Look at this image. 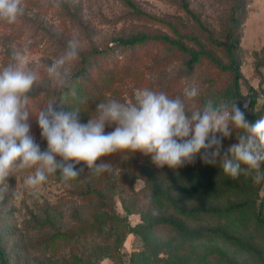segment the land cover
<instances>
[{"label": "trees", "instance_id": "trees-1", "mask_svg": "<svg viewBox=\"0 0 264 264\" xmlns=\"http://www.w3.org/2000/svg\"><path fill=\"white\" fill-rule=\"evenodd\" d=\"M123 1L139 15L143 14L133 1ZM181 2L191 20L188 26L180 19L152 17L166 26L165 32L133 33L115 39L104 48L90 46L79 55V62L71 74L76 96L72 97L71 91L62 87L54 91L31 92L27 122L32 121L48 102L62 100L69 107L80 109V122L87 123L89 117L96 115L98 103L120 97L119 89L106 96L107 87L115 81V73L118 71L121 77L135 78L137 55L159 49L164 56L161 63L174 60L185 78L203 73L205 88L194 99V109L203 107L207 99L236 101L237 106L245 111L247 120L254 123L264 115V89L247 85L240 70L242 27L250 0H228L215 29L205 24L186 0ZM259 55L260 59L257 58ZM263 67L264 47L256 54L255 70L259 76ZM67 105L62 109L65 112L70 111ZM216 136L221 139L223 156L228 150L224 145L229 138L221 137L220 133ZM126 153L132 159L128 164L119 165L115 158H102L109 168L99 175H92L82 163L77 165V169L84 167L85 171L75 180L65 183L60 173H56L62 183L64 197L90 205L92 211L73 221L75 224L69 231L45 241L46 251L55 255L62 245V252L69 247L63 254L66 264H95L91 258L81 256L80 248L101 242L113 248L112 258L119 264H184L182 259L195 251L197 243L211 240L245 256L246 263L264 264V182L256 184L245 175L231 179L218 165L203 163L199 155L194 163L177 169L158 168L152 163L151 156L139 152L113 155ZM138 181L144 182L141 193L134 189ZM124 189L132 194L133 209L141 215V222L135 225L128 221L127 215L120 216L117 211L116 197ZM179 190L205 192L207 196L200 195L188 204L178 197ZM124 209L127 214L134 213L127 206ZM202 218L229 220L230 223L213 228L194 227L193 224ZM236 219L241 222H233ZM242 224L247 228L246 233L236 229ZM128 235L142 238L145 247L121 257L117 250ZM153 238H168L170 246L165 257H160L162 251L152 247L157 241ZM0 264H9L1 236Z\"/></svg>", "mask_w": 264, "mask_h": 264}, {"label": "rangeland", "instance_id": "rangeland-1", "mask_svg": "<svg viewBox=\"0 0 264 264\" xmlns=\"http://www.w3.org/2000/svg\"><path fill=\"white\" fill-rule=\"evenodd\" d=\"M131 1L142 11V15L136 13L123 0H62L59 7L54 0H23L25 12L16 23L0 21V69L14 62L17 52L23 53L29 58L28 67L37 75L31 92L54 91L60 86L48 77L46 68L64 54L70 40L78 43L80 55L92 45L104 48L115 39L133 33L165 32L166 26L152 17L180 19L187 26L191 23L183 10L181 0ZM227 1L186 0L191 10L213 29L223 15ZM247 11L242 27L240 70L247 85L255 88L262 86L264 89V67L260 69V76L255 70L256 54L264 47V0H250ZM257 58L260 59L261 55ZM163 59L159 49L139 53L136 58L138 72L135 78L121 77L117 71L113 85L107 87L106 96L109 97L115 89H119L120 97L113 99L127 104L133 103L136 91L144 88L163 91L172 98H183V90L186 87H196L199 94L203 92V73L185 78L183 70L174 60L161 63ZM78 62L79 56L77 60L66 64L65 70L72 74ZM243 92L246 93V90L243 89ZM185 103L189 112L194 110V100ZM261 104L260 101L259 105ZM28 124L41 150H46L47 142L41 138L35 118ZM112 130L107 126L105 128L106 133ZM228 138L229 141L224 145L227 149L238 143L235 133ZM109 158H115V163L119 165L132 161L128 153L105 157ZM31 171L18 172L8 179L6 185H0V236L5 253L9 257V264H66L63 254L69 247L62 252L61 245L58 253L53 255L45 250L44 243L58 233L69 231L75 224L73 221L89 214L92 208L72 198L66 199L56 173L49 175L47 181L38 189L27 188L24 181ZM144 187V182L138 181L134 189L141 193ZM177 193L178 197L188 204L196 201L200 195L207 196L205 192L190 190H179ZM116 200L120 216L127 215L128 221L133 225L141 222V215L133 209L134 199L130 192L124 189L117 195ZM140 202L144 205L142 199ZM125 206L131 208L134 213L127 214ZM233 222L238 224L241 221L236 219ZM229 223V220L202 218L193 226L213 228L219 224L228 226ZM236 229L244 233L247 231L243 224ZM152 240H157L152 246L154 250L162 251L160 257H165L170 246L168 238ZM144 247L142 238L128 235L117 252L121 257H125L139 252ZM80 249L81 256L91 258L95 264H119L112 258L113 248L108 244L95 242L83 245ZM246 259L223 243L210 240L197 243L195 251L182 260L184 264H249Z\"/></svg>", "mask_w": 264, "mask_h": 264}, {"label": "clouds", "instance_id": "clouds-1", "mask_svg": "<svg viewBox=\"0 0 264 264\" xmlns=\"http://www.w3.org/2000/svg\"><path fill=\"white\" fill-rule=\"evenodd\" d=\"M54 3L59 7L62 0ZM24 12L23 0H0V21L14 24ZM78 56V43L70 40L64 54L46 68L48 77L69 89L72 97L76 91L65 65ZM28 64V56L17 52L14 62L0 69V185L25 170H32L24 181L32 190L57 172L67 183L85 171L77 169L81 163L99 175L109 168L102 158L122 152L151 156L156 167L170 169L194 163L199 155L203 163L218 165L231 179L245 175L256 184L264 182V115L249 122L236 101L212 99L189 112L185 101L198 97L196 87L184 88L183 98L144 88L136 91L133 103L100 102L87 123L80 122V109L62 100L50 101L34 116L47 142L42 151L27 122L29 94L37 79ZM65 105L70 111L62 110ZM106 126L113 130L106 133ZM216 133L223 138L235 133L238 143L221 156L222 142Z\"/></svg>", "mask_w": 264, "mask_h": 264}]
</instances>
